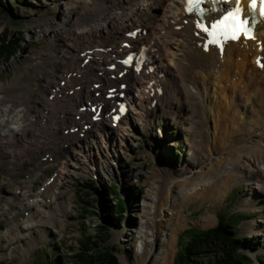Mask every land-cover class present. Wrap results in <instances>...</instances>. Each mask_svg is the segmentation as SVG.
Wrapping results in <instances>:
<instances>
[{
  "label": "rangeland",
  "instance_id": "rangeland-1",
  "mask_svg": "<svg viewBox=\"0 0 264 264\" xmlns=\"http://www.w3.org/2000/svg\"><path fill=\"white\" fill-rule=\"evenodd\" d=\"M15 1L0 0V31H8L12 41L17 36L21 37L13 46L16 51L21 49L19 55L14 56L10 63L0 64V115L5 114V107L13 113L20 106L25 110V117L30 116L33 121L22 132V138L18 133L14 134V137L18 136L17 139L1 137L2 142L9 140V144L7 156L0 152V158H5L0 160V205L6 207L5 216L0 217V234L16 219L28 216L30 211L34 218L31 219L32 225L21 229L12 227L14 232L20 231L21 236L10 239L0 237V264H34L44 255L43 248L56 238L63 241L62 249L72 260L70 254L79 249L86 233L94 237L100 232L98 224L103 219L92 211H96L95 206L100 204L99 194L94 189L95 183L98 186V181L103 180L122 189L127 183L144 187L137 207L128 212L129 217L133 215V222L130 221L127 227L119 230L114 227L113 230L111 244L116 245L120 263L124 264L123 257H130L125 250H132L131 243L137 236V225L142 218L140 208L157 179V171H161L158 166L160 161L169 170L192 164L194 158L190 139L206 128L208 120L187 98L182 99L178 95L155 98L158 102L154 104L156 108L151 109V117H155L156 122L151 126L147 125L151 117L146 113L142 122L137 121L138 128L133 125L135 133L133 131L131 135H120L111 125L108 126L109 133L104 131L107 146L96 152L97 160L109 159L113 174L84 172L85 165H90V161L79 165L78 172L70 173L61 171L62 162L46 165L44 169L29 168L31 165H41L39 161L51 160H47L46 155L52 154L51 149L56 150L61 157L67 154L65 148L69 141L75 139L83 128L79 113L95 92L94 80L98 68L83 55L87 50L88 39L79 35L78 28L70 19L67 8L61 6L60 0H21L18 3L20 10H12L9 5ZM94 39L98 44L110 45V41L103 36H95ZM5 45L10 44L1 41L0 47ZM176 129L179 134L173 135ZM44 132L51 139L34 147L29 155L20 159L24 141L31 143L38 140ZM230 141L235 147L231 158L237 160L240 156V161L232 167L234 172L226 173L221 181L210 187L209 194L208 191L195 196L184 204L182 219L176 226V255L188 239L191 227L205 229L218 224L219 212L222 211H246L240 219V225V217L233 218V226L238 225L240 233L245 236H252L249 234L252 232H248L249 221L260 217L261 221L257 220L251 237H259L260 240H252L251 245L260 247L259 242L264 241V175L257 177L255 172L256 164L264 162V154L249 153L247 147L243 148L244 152L242 145L248 142L236 138ZM174 151L182 159L175 157V161L169 162L168 156ZM91 160L92 164L97 163L92 157ZM76 165L73 167L76 168ZM244 173L249 178L243 177ZM29 184L33 189L28 187L25 192H20L26 189L24 185ZM44 184L45 189H42ZM237 187H241L242 192H237ZM234 193L239 196L232 204L228 197L234 198ZM38 195L54 197L53 200L59 203L51 207L53 214L32 208L27 200ZM109 197L114 198L112 195ZM39 204L46 205L42 201ZM102 212H106L103 207ZM205 215L210 217L204 221L202 218ZM54 248L59 251L57 247ZM49 249L46 248L47 254H51ZM60 253L63 254L61 250ZM176 255L174 264H177ZM252 255L258 264H264V261L259 260L264 259V244ZM158 261L152 256L147 264H158Z\"/></svg>",
  "mask_w": 264,
  "mask_h": 264
},
{
  "label": "bare ground",
  "instance_id": "bare-ground-1",
  "mask_svg": "<svg viewBox=\"0 0 264 264\" xmlns=\"http://www.w3.org/2000/svg\"><path fill=\"white\" fill-rule=\"evenodd\" d=\"M67 1L60 0V4L67 8L79 35L88 39L85 56L98 68L97 80L104 77L111 80L116 75L121 78H113L115 83L109 81L112 83L109 86L128 83L125 91L129 105L125 112L119 111L118 102L110 95L105 99L106 107L99 111L102 118L86 122L80 137L85 136L90 142L91 134H103L99 125L103 120H109L108 124L120 135H131L132 121L142 122L140 119L146 113L150 117L158 102L155 98L171 95L191 100L208 120L205 131L201 129L202 132L190 139L192 164L171 170L162 163L158 165L161 171H157V179L140 208L142 218L137 225L136 239L131 243L132 250H125L130 257H123L124 264H147L152 256L159 260L158 264H174L178 250L176 226L182 219L184 204L195 196L208 191L209 194L210 187L226 173L234 172L232 167L240 161V156L237 160L231 158L235 147L230 140L248 142L242 149L247 147L249 153L264 154V15L251 29L246 16L248 0H239L238 12L235 11L236 0L230 3L221 0L218 13L204 21L195 14L184 13L185 0ZM223 8H228V12ZM133 28L137 33L130 35ZM95 36L107 38L110 45L98 44ZM130 50H134L132 58L136 59L125 71L121 60ZM137 59L141 60L140 64ZM102 99L103 95H93V104ZM89 132L91 134L87 135ZM71 149L76 154L80 151L75 146ZM104 164L108 172L111 171L108 163ZM255 172L257 177L264 175V162L256 164ZM242 176L249 178L247 173ZM106 192L100 190L98 194L100 202L107 206L105 218L112 221ZM131 193L126 190L127 199L132 203L130 209L134 210L141 199L131 198ZM53 199H44L47 212L52 211ZM209 217L205 215L202 219ZM259 219L261 221L260 217L249 221L248 232L256 229ZM22 223H32L31 218ZM15 225L4 232L7 238H11ZM0 237L5 238L2 234ZM50 262L47 259V264Z\"/></svg>",
  "mask_w": 264,
  "mask_h": 264
},
{
  "label": "trees",
  "instance_id": "trees-1",
  "mask_svg": "<svg viewBox=\"0 0 264 264\" xmlns=\"http://www.w3.org/2000/svg\"><path fill=\"white\" fill-rule=\"evenodd\" d=\"M12 5L18 8L16 4L12 3ZM12 5L10 7H13ZM106 207L105 205L104 208ZM110 208L111 210L107 209L108 214L113 220L115 219L114 222L121 225L120 221L124 220L126 205L119 201L115 207L111 205ZM226 217L222 215L220 223L208 229L191 228L190 238L178 252L177 264H254L252 258L242 251L246 238L236 234L232 223L226 220ZM98 226L100 232L89 241H85L84 248L76 254V257L81 258V261L76 259V264H121L117 254L118 249L116 245L111 244L113 235L111 229L103 223ZM48 260L51 261L49 264H64L59 256ZM40 264H47V260Z\"/></svg>",
  "mask_w": 264,
  "mask_h": 264
}]
</instances>
